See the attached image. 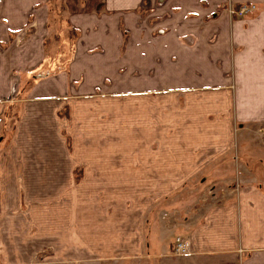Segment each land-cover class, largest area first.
Listing matches in <instances>:
<instances>
[{
	"label": "crops",
	"instance_id": "0c3cea01",
	"mask_svg": "<svg viewBox=\"0 0 264 264\" xmlns=\"http://www.w3.org/2000/svg\"><path fill=\"white\" fill-rule=\"evenodd\" d=\"M61 36L67 51L51 57ZM241 93L249 112L256 98L264 108V0H0V129L19 107L0 148V264H264V182L181 216L185 254L169 243L175 222L158 228L150 214L218 172L231 140L206 130L229 128ZM127 96L133 152L100 135L83 152L78 128H124ZM175 123L192 137H163Z\"/></svg>",
	"mask_w": 264,
	"mask_h": 264
},
{
	"label": "rangeland",
	"instance_id": "374dc122",
	"mask_svg": "<svg viewBox=\"0 0 264 264\" xmlns=\"http://www.w3.org/2000/svg\"><path fill=\"white\" fill-rule=\"evenodd\" d=\"M32 19V17H29V20ZM26 27H29V22ZM54 34L56 33L53 32L50 36L53 38ZM46 50L48 55L51 57H57L59 53L58 51L64 54L67 51L66 40H63L62 36L61 38L59 37L56 40H52ZM62 56L64 57H61L60 60L65 61L67 56ZM132 88V81H127V93L132 92L130 91ZM175 93L176 92L173 94ZM242 94L243 93L240 94V97L242 101L241 108L243 109H240V111L237 110V112L235 110L237 99L232 97L233 101H231V108L233 114L231 117L229 113V117L231 118L229 128L225 129L223 126L227 124L222 123V127L219 129L214 130L208 128V130H206L207 133L214 132L219 140H222L223 142H227L228 139L231 140V144L223 151L225 153L224 159L219 161L215 166V169H217L218 172L214 171L213 173L206 175V177L195 176L193 178H189V181L187 180L183 187L181 186L177 188L173 193L169 194L167 199H163V201L159 199L158 204L155 205L150 211L152 221H157L158 228H160L161 225H164L166 221L170 222L172 220L175 222L174 229H172V235L169 236V243H171V247H176V240L180 235V225L178 222H180L181 216L184 217L186 215L196 213L198 209H205L206 207L208 208L213 205H217L223 200L222 194L227 188L244 187L250 184L259 186L264 182V112L262 111L264 108L261 105V99L256 98V100H254V104L258 109V112L256 114L249 112L247 110L248 98ZM85 98L90 99V97L87 96H83L81 99ZM7 99L8 98L0 97V103L6 101ZM172 100L174 106L177 107V109H180L183 103L181 94L170 97L171 102ZM125 103L127 106V118L126 126L124 128H109L101 130L95 129L92 126V128L88 129L89 132H87L84 128H78L79 137L76 134L77 137L75 138L80 141L79 145L82 147L83 152L88 151L84 138H88L89 143H91L94 139H96L97 135H100V139L103 140L109 138L111 144L114 143V141L116 142L117 138L124 137L123 139L125 140L124 144L126 153L133 152L134 138L136 134L132 121L133 97L127 96ZM18 110L19 107L15 106L9 110L12 113L10 112L9 115L7 114L9 116L7 119L8 124H5L6 126L4 125V127L0 129V148L9 142L12 137L11 135H13L15 126L14 120L18 115ZM177 115L179 114L175 113V116ZM224 116L225 115L222 114V118ZM61 117H63L65 120H69V108H63ZM86 132L90 133L89 136H87ZM104 132H106L105 135H103ZM64 134L67 138L68 144L71 145L72 140L70 136V128L68 126L65 129ZM162 136L169 137L173 139V143L175 142L180 144L183 139L186 140L187 138L192 137V130L185 129L182 127V125L175 123L174 127L167 129V132L162 134ZM83 141L84 143H81ZM173 146L176 148L175 144ZM115 149H117V147H115ZM94 151L101 150L97 146H94ZM211 170L209 172H211ZM179 179L180 178H175V185L179 184V182H176ZM216 192L219 193L218 197L214 196ZM91 264H149V262L147 260H118L115 257L110 261H95Z\"/></svg>",
	"mask_w": 264,
	"mask_h": 264
},
{
	"label": "built area",
	"instance_id": "2783aa9c",
	"mask_svg": "<svg viewBox=\"0 0 264 264\" xmlns=\"http://www.w3.org/2000/svg\"><path fill=\"white\" fill-rule=\"evenodd\" d=\"M255 8V6H250V5H245V6H242L239 10V13L238 14H245L247 12H250L251 10H253ZM232 13V11L230 12ZM175 251L178 254H185V253H188V243L187 242H184L182 241L180 238H177L176 240V247H175Z\"/></svg>",
	"mask_w": 264,
	"mask_h": 264
}]
</instances>
